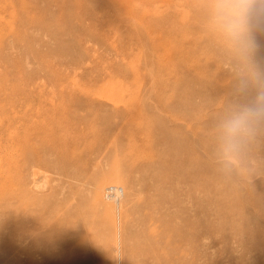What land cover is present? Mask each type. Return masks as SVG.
Masks as SVG:
<instances>
[{
    "label": "rangeland",
    "instance_id": "374dc122",
    "mask_svg": "<svg viewBox=\"0 0 264 264\" xmlns=\"http://www.w3.org/2000/svg\"><path fill=\"white\" fill-rule=\"evenodd\" d=\"M209 6L0 0V264H28L29 239L14 232L10 216L25 182L39 196L59 190L74 219L97 229L95 264L140 263L131 236L159 224L147 221V204L187 172L174 171V146L191 149V173L203 169L182 185L190 194L177 192L192 221L187 262L264 264V123L246 145L256 161L249 178L226 181L219 155L222 121L264 87V27L244 59L211 27ZM32 143L52 149L32 152L35 163L24 168ZM62 151L82 156L70 163ZM110 189L118 200L107 197ZM36 264H45L38 255Z\"/></svg>",
    "mask_w": 264,
    "mask_h": 264
},
{
    "label": "bare ground",
    "instance_id": "6f19581e",
    "mask_svg": "<svg viewBox=\"0 0 264 264\" xmlns=\"http://www.w3.org/2000/svg\"><path fill=\"white\" fill-rule=\"evenodd\" d=\"M71 142V141H69ZM66 143V141H65ZM25 146L26 152L29 153V158L23 162L24 168H31L34 165V155L32 152H44L52 149V147ZM76 146L73 143L72 146ZM74 146V147H75ZM34 148V149H32ZM187 157L183 160L177 157ZM189 154H192L190 148L183 149L174 146L172 147L171 163L175 167L174 171H182L184 166H187L186 175L177 184H173L167 190L159 191V195L147 204L150 209L145 214L147 221L151 222L156 227L145 228L132 235L133 248L130 247V252L134 253L139 259L138 264H189L187 257L190 253L188 242L190 241V227L192 221L190 213L185 208L184 202L179 200L181 192L190 194L188 190H184L183 186H187L188 182L203 172L200 166H195L194 172L191 173V159ZM33 155V156H32ZM82 154L76 153L70 155L67 152H60V157L66 162H76ZM176 164V166H175ZM40 166L46 170H51L52 166L47 162H41ZM56 169L53 168V171ZM64 170V169H62ZM34 173L35 180L41 179V173ZM169 175V173L165 176ZM167 180H174V177L169 176ZM172 183V182H171ZM198 184L200 182L198 180ZM165 184V187L166 188ZM183 185V186H182ZM184 186V187H185ZM36 187L40 190L44 188L43 183H37ZM156 188H158L156 186ZM151 189H153L151 187ZM116 189H110L107 192V197L113 201L120 198V194ZM178 191L179 194L177 193ZM172 194V195H171ZM178 194V195H177ZM184 195V193H182ZM113 196V198H111ZM15 202L13 211L10 213L11 219H14L17 224L14 232L18 235H25L30 242V246L26 248L28 255V264H36L37 255L41 257L45 264H95L96 256L100 252L95 248L96 243L93 231L97 230L91 226L90 222L75 220V216L67 210L68 200L65 198L58 201L60 198L59 190L52 189L48 196H39L33 194L31 189L27 187V183L20 184L19 190L14 194ZM156 204V205H155ZM163 207V212L158 216L154 215L155 207ZM177 205L179 210L171 208ZM143 216L139 222H145ZM82 228L80 231L78 228ZM93 227V228H92ZM91 230L92 234L88 232ZM194 238V237H193ZM51 244L54 249L50 250L47 245ZM127 247V246H126ZM128 247L125 249L127 252ZM129 250V249H128ZM82 255H86L85 259H81ZM57 257L59 263H56L53 258ZM125 264V262H124Z\"/></svg>",
    "mask_w": 264,
    "mask_h": 264
},
{
    "label": "clouds",
    "instance_id": "9594fccd",
    "mask_svg": "<svg viewBox=\"0 0 264 264\" xmlns=\"http://www.w3.org/2000/svg\"><path fill=\"white\" fill-rule=\"evenodd\" d=\"M209 5L213 30L242 58L249 59L258 48L253 32L264 27V0H209ZM250 74L253 80L261 81V73L254 67ZM261 123H264V87L253 103L232 111L220 125L219 155L226 181L251 176L256 161H249L245 149Z\"/></svg>",
    "mask_w": 264,
    "mask_h": 264
}]
</instances>
